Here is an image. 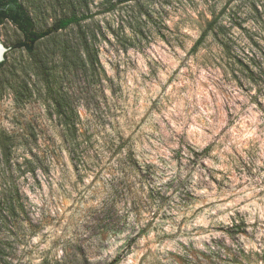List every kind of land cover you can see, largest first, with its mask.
I'll list each match as a JSON object with an SVG mask.
<instances>
[{
  "label": "rangeland",
  "instance_id": "rangeland-1",
  "mask_svg": "<svg viewBox=\"0 0 264 264\" xmlns=\"http://www.w3.org/2000/svg\"><path fill=\"white\" fill-rule=\"evenodd\" d=\"M23 3L40 29L70 11ZM213 6L241 28L226 47L209 36L194 50ZM89 9L81 29L95 38L94 67L65 68L54 41L38 46L52 90L25 50L7 52L0 131L13 138L27 212L1 234L0 264H264V70L251 80L238 62L264 48V0H89ZM78 31L63 35L76 42ZM20 39L0 26L6 48Z\"/></svg>",
  "mask_w": 264,
  "mask_h": 264
},
{
  "label": "trees",
  "instance_id": "trees-1",
  "mask_svg": "<svg viewBox=\"0 0 264 264\" xmlns=\"http://www.w3.org/2000/svg\"><path fill=\"white\" fill-rule=\"evenodd\" d=\"M58 5L70 9L68 14H63L51 26L46 28H38L30 14L25 7L23 0H0V26L5 23H10L20 33L21 39L15 42L8 51L25 50L32 58V63L39 75L52 90V81L54 79V71L48 67V61L45 56L39 52L38 46L42 41H54L51 57H58L65 68L71 69L73 67L90 68L94 67L96 57L94 55V40L89 33L81 29V24L91 18L89 0H54ZM214 7L210 9L212 19L207 21L206 28L199 40L194 46L197 50L205 41L211 36L214 41L223 47L227 46L230 41V30L236 25L235 23H226L224 21V12L216 15ZM230 24V25H229ZM71 26L79 27L76 33V42H71L63 35L65 31ZM263 33V32H262ZM260 41H264L260 37ZM259 47V44L255 42ZM260 56L252 54V57L247 56L248 63H241L246 73L251 75V80L255 79L256 71L264 70L261 66V61H264V48L259 49ZM47 61V63H46ZM8 54H5V59L0 63V77L10 69ZM259 72V71H258ZM60 116L65 130V139L70 142L72 148L71 152L74 156L82 154L80 150L81 143L78 142L76 123L72 121L68 114L67 104L64 98L60 95ZM13 138L8 136L5 132L0 131V236L4 231H10L16 228L20 218L26 214L27 205L24 192L17 182L18 173H22L19 164L12 163V149L11 145ZM131 158L128 153L119 160V164L124 161H129ZM34 172V169H30ZM7 243L0 237V260L4 257V252L7 248ZM120 258H115L109 264H118ZM5 264L11 262L4 261Z\"/></svg>",
  "mask_w": 264,
  "mask_h": 264
},
{
  "label": "water",
  "instance_id": "water-1",
  "mask_svg": "<svg viewBox=\"0 0 264 264\" xmlns=\"http://www.w3.org/2000/svg\"><path fill=\"white\" fill-rule=\"evenodd\" d=\"M0 49H2L4 52L0 55V63H2L5 59V54L8 52V48H6L3 44L0 42Z\"/></svg>",
  "mask_w": 264,
  "mask_h": 264
},
{
  "label": "bare ground",
  "instance_id": "bare-ground-1",
  "mask_svg": "<svg viewBox=\"0 0 264 264\" xmlns=\"http://www.w3.org/2000/svg\"><path fill=\"white\" fill-rule=\"evenodd\" d=\"M4 51L2 49H0V55L3 53Z\"/></svg>",
  "mask_w": 264,
  "mask_h": 264
}]
</instances>
